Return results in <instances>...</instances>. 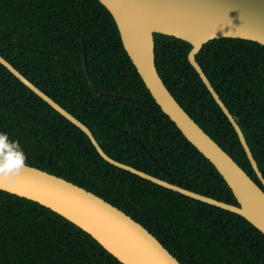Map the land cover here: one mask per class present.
<instances>
[{
    "label": "trees",
    "instance_id": "16d2710c",
    "mask_svg": "<svg viewBox=\"0 0 264 264\" xmlns=\"http://www.w3.org/2000/svg\"><path fill=\"white\" fill-rule=\"evenodd\" d=\"M191 47L180 38L154 34L161 79L191 118L261 185L232 125L189 63ZM0 55L85 124L109 157L238 205L216 168L154 101L99 0H0ZM196 60L264 177V46L217 38L202 46ZM0 131L20 143L28 165L118 207L180 263L264 264V234L243 216L110 164L80 128L1 63ZM0 264L122 263L55 211L0 190Z\"/></svg>",
    "mask_w": 264,
    "mask_h": 264
},
{
    "label": "water",
    "instance_id": "95a60500",
    "mask_svg": "<svg viewBox=\"0 0 264 264\" xmlns=\"http://www.w3.org/2000/svg\"><path fill=\"white\" fill-rule=\"evenodd\" d=\"M110 12L119 36L136 71L154 101L183 136L216 168L230 187L238 205L217 200L155 177L109 157L79 119L61 107L0 55V63L80 128L99 155L159 186L243 216L264 234V177L238 123L214 90L196 60V54L209 40L242 38L264 46V0H99ZM165 34L191 44L187 58L232 125L261 185L209 136L182 108L165 86L154 62V34ZM85 75L86 71L84 70ZM88 83L92 85L86 75ZM130 100L129 95L102 92ZM11 191L36 201L71 221L94 238L122 264H182L139 222L100 196L62 177L27 164L14 178ZM5 183L0 178V184Z\"/></svg>",
    "mask_w": 264,
    "mask_h": 264
},
{
    "label": "clouds",
    "instance_id": "9594fccd",
    "mask_svg": "<svg viewBox=\"0 0 264 264\" xmlns=\"http://www.w3.org/2000/svg\"><path fill=\"white\" fill-rule=\"evenodd\" d=\"M25 167L27 156L23 147L18 141L9 139L8 133L0 131V178L5 181L0 184V190L11 191L14 178Z\"/></svg>",
    "mask_w": 264,
    "mask_h": 264
}]
</instances>
